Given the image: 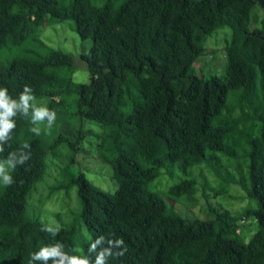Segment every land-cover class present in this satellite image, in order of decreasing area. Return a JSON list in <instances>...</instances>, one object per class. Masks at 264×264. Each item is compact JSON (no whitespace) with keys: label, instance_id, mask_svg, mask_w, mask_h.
Masks as SVG:
<instances>
[{"label":"trees","instance_id":"16d2710c","mask_svg":"<svg viewBox=\"0 0 264 264\" xmlns=\"http://www.w3.org/2000/svg\"><path fill=\"white\" fill-rule=\"evenodd\" d=\"M256 5L264 10V0H0V86L13 97L25 85L35 98L74 95L76 115L101 128L100 157L117 183L106 192L77 172L75 219L88 237L74 222L56 237L41 231L46 224L28 216L26 204L53 146L17 116L0 159L24 143L31 156L11 173L15 183L0 186V264H29L32 252L57 241L70 255L87 256L101 235L127 247L108 264H264V17L250 27ZM46 18L68 20L90 40L80 55L86 83L71 78L69 54L40 39ZM221 27L231 31L226 73L195 75L205 39ZM58 141L76 150L77 141L62 134ZM241 149V185L256 204L249 213L257 229L248 242L228 211L214 210L213 220L182 217L149 188L164 168L188 175L216 152ZM181 184L173 192L186 191ZM206 236L213 243L205 251L183 253Z\"/></svg>","mask_w":264,"mask_h":264},{"label":"rangeland","instance_id":"374dc122","mask_svg":"<svg viewBox=\"0 0 264 264\" xmlns=\"http://www.w3.org/2000/svg\"><path fill=\"white\" fill-rule=\"evenodd\" d=\"M263 17L261 6H254L250 27L259 28ZM230 32L228 27H221L205 39L203 53L193 62L195 75L221 77L226 73ZM38 34L50 47L70 55L74 82L88 81L89 74L80 55L89 48L90 40H81L70 21L46 18ZM34 103L55 111L56 120L51 129L46 127V122L37 125L41 129L39 138L53 148L46 154L44 172L27 198L26 213L53 226L61 227L74 222L80 232L88 237L80 220L75 219L79 210L76 186L72 183L76 173L81 171L91 184L106 192H113L117 186L110 165L100 157L98 144L101 128L97 123L76 115L74 95L35 98ZM33 126L30 123L29 128ZM59 134L77 141L73 153L63 142H55ZM235 154L229 156L216 152L211 162L204 161L190 167L188 175L174 167L164 168L149 184V188L165 200L171 211L182 217L213 220L214 210L228 211L234 218L235 232L244 242H248L257 229V222L249 213L256 204L247 197L241 185L247 160L242 156V149L235 151ZM179 183H183L182 187L187 190L173 192L172 188ZM63 184L68 186L62 187ZM212 243L211 237L206 236L201 242L186 247L183 253L190 255L199 250L205 251Z\"/></svg>","mask_w":264,"mask_h":264},{"label":"clouds","instance_id":"9594fccd","mask_svg":"<svg viewBox=\"0 0 264 264\" xmlns=\"http://www.w3.org/2000/svg\"><path fill=\"white\" fill-rule=\"evenodd\" d=\"M33 89L25 85L17 97L9 94L7 87L0 86V153L5 151V145L12 139V133L16 128V117L29 119L34 125L29 130L40 135L41 129L37 125L46 122V127L51 129L56 120V112L47 107L37 106L35 103ZM28 143L21 145L18 151L9 152L6 158L0 159V186L10 187L15 183L12 172L17 166L25 165L30 159ZM41 231L56 237L60 232L59 225L53 226L49 223L43 225ZM75 251V250H74ZM127 247L123 239H106L98 236L90 242L87 256L70 255L64 250V245L56 243L41 246L38 251L30 254L29 264H108L110 258L123 257ZM94 257V258H93Z\"/></svg>","mask_w":264,"mask_h":264}]
</instances>
